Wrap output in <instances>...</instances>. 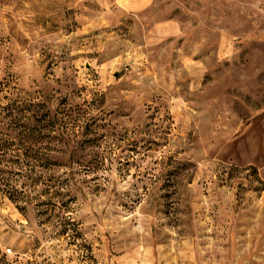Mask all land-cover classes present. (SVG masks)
<instances>
[{"label": "rangeland", "instance_id": "1", "mask_svg": "<svg viewBox=\"0 0 264 264\" xmlns=\"http://www.w3.org/2000/svg\"><path fill=\"white\" fill-rule=\"evenodd\" d=\"M0 264H264V0H0Z\"/></svg>", "mask_w": 264, "mask_h": 264}, {"label": "trees", "instance_id": "2", "mask_svg": "<svg viewBox=\"0 0 264 264\" xmlns=\"http://www.w3.org/2000/svg\"><path fill=\"white\" fill-rule=\"evenodd\" d=\"M10 198H13V196L11 197V194H10ZM40 203H42L41 201H40ZM44 203V202H43ZM39 204V203H38ZM67 223H69L68 221H67Z\"/></svg>", "mask_w": 264, "mask_h": 264}, {"label": "built area", "instance_id": "3", "mask_svg": "<svg viewBox=\"0 0 264 264\" xmlns=\"http://www.w3.org/2000/svg\"><path fill=\"white\" fill-rule=\"evenodd\" d=\"M9 251H11V249H9Z\"/></svg>", "mask_w": 264, "mask_h": 264}]
</instances>
